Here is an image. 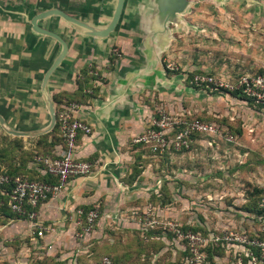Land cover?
Returning <instances> with one entry per match:
<instances>
[{
  "label": "crops",
  "instance_id": "obj_1",
  "mask_svg": "<svg viewBox=\"0 0 264 264\" xmlns=\"http://www.w3.org/2000/svg\"><path fill=\"white\" fill-rule=\"evenodd\" d=\"M186 1L192 4L196 0ZM168 5L167 0H125L119 22L107 38L92 37L59 17L39 21L40 28L59 35L68 48L43 88V79L61 46L53 38L35 33L31 19L58 9L93 30H103L112 19L116 0H0V118L4 123L0 124V137L7 141L5 147L12 143L8 159L1 160L5 162L0 161L4 164L0 166H22L20 171H27L23 176L46 179L36 161L24 163L26 152L45 150H50V158L70 154L92 165L89 175L69 179L58 197L41 204L38 214L45 229L43 238L31 237L27 220L0 213V264H94L95 256L107 253L126 262L141 235L137 216L152 208L149 200L160 195L171 179L185 181L189 159L185 156L194 148L199 150V140L188 152L164 159L142 155L132 144L157 107L175 115L197 113L189 100L185 74L166 68L170 62L165 55L174 35L169 25L176 26L164 25L160 6ZM184 16L178 15L180 24ZM90 67L98 76L89 81L88 88L81 87V72ZM70 100L79 105L75 118L92 129L90 135H79L71 150L60 134L46 136L55 129L47 132L50 106L57 116V110ZM6 130L29 135L11 136ZM44 136L45 145L53 142V147L44 149L39 144ZM183 206H178V212ZM93 207L98 208L99 219L80 242L74 237L78 212L84 214ZM177 246L183 253L181 262L186 264L185 248ZM229 256L227 253L221 263L229 264ZM177 257L169 255L165 261H179Z\"/></svg>",
  "mask_w": 264,
  "mask_h": 264
},
{
  "label": "rangeland",
  "instance_id": "obj_2",
  "mask_svg": "<svg viewBox=\"0 0 264 264\" xmlns=\"http://www.w3.org/2000/svg\"><path fill=\"white\" fill-rule=\"evenodd\" d=\"M169 27L174 35L165 58L185 74L190 102L199 117L216 123L218 134L201 138L196 144L199 150L185 156L189 157L185 181L171 179L160 195L149 200L152 208L137 216L141 235L132 249L135 257L130 251L125 262L105 254L115 264H168L169 255L180 259L170 264H183L176 244L186 245L178 233L207 237L256 228L245 207L250 195L264 189V103L247 100L244 92L239 98L212 86L194 88L186 78L210 76L233 88L244 80L264 78V0H196L187 7L182 23ZM2 138L4 160L7 141ZM27 159L29 155L24 163ZM179 205L184 209L178 212ZM101 257H92L94 264Z\"/></svg>",
  "mask_w": 264,
  "mask_h": 264
},
{
  "label": "built area",
  "instance_id": "obj_3",
  "mask_svg": "<svg viewBox=\"0 0 264 264\" xmlns=\"http://www.w3.org/2000/svg\"><path fill=\"white\" fill-rule=\"evenodd\" d=\"M114 53L117 54V50H114ZM166 68L171 71L177 70L169 63ZM191 84L196 87L212 86L213 90L228 92L242 88L248 97L264 103V78L262 76L252 79L251 82L244 80L239 88H233L229 84L217 82L212 77L204 75H195ZM78 108L79 105L75 103L64 105L57 115L60 137L69 150L73 149L79 135L92 133L88 124L75 118L74 112ZM184 118L185 115L170 114L163 107H157L145 131L134 137L132 144L146 146L152 156L161 158L165 153L189 151L196 136L208 138L217 136L216 124L200 121L187 122ZM35 161L38 165H42L44 174L56 180L55 184L32 181L25 177L10 178L0 173V187L11 186V191L4 193L8 199L7 207L18 220H27L31 226V237L39 239L43 238L45 233V229L39 224L38 209L41 204L58 197L69 179L89 175L92 165L86 161H78L70 154L59 158L36 157ZM259 206L264 209V191ZM78 213L79 219L76 222L77 228L74 237L81 242L92 233L99 219V210L97 207H93L86 215L83 212ZM260 232L264 233V226H261ZM177 235L178 239L185 242L189 253L186 264H207L205 248L209 244L218 246V243L226 244L230 249L234 247L240 251L236 258V264H242V256L248 259V264H264V238H250L246 234L230 230H224L220 235L209 238H203L201 235L191 232L178 233ZM231 252L232 250H227L228 255ZM100 264L113 263L108 257H103Z\"/></svg>",
  "mask_w": 264,
  "mask_h": 264
},
{
  "label": "trees",
  "instance_id": "obj_4",
  "mask_svg": "<svg viewBox=\"0 0 264 264\" xmlns=\"http://www.w3.org/2000/svg\"><path fill=\"white\" fill-rule=\"evenodd\" d=\"M113 61H114V58L111 59V62H113ZM195 75H200V74H192V75L188 76L186 78V80L188 81V83H190L191 87L197 88L196 86L191 84V80H192V78ZM97 76L98 75L95 74V69L90 67L88 69H85L83 72H81V75H80L78 83H79V85L81 87L83 85H86V87L88 88L89 87V81L95 80ZM225 92L227 94L233 96V97L241 98L240 95H242L243 89L241 88V89H238V90H234L232 92H228V91H225ZM246 99L247 100H251L250 97H248V98L246 97ZM72 103H77V102L74 101V100H70V101L65 102L64 105H69V104H72ZM58 112H59V110H57V115H58ZM170 114H172V113H170ZM198 115L199 114H197V113L193 114V115L187 114V115H185L184 119L187 122L200 121V122H204V123H214V124H216L215 122L209 121L208 119H203V118L199 117ZM56 133H57V135L59 134L58 124H56L54 131L52 133L46 135V136L47 137L51 136V137L54 138V135ZM46 136H44V137L39 139V144H41L44 149L45 148H51L54 145L53 142L50 143V144H46L47 146L45 145V142H46L45 141L46 140L45 137ZM201 138H208V137L196 136V137H194V142L200 140ZM60 139H61V137H60ZM9 145L12 146V143L9 144ZM8 146L4 147L2 149V150L5 151V152L4 151L3 152L6 155H8V153H7L8 149H9ZM136 147H137V149L141 150L142 155L144 153H146V154L152 156L150 150L146 146L143 147L141 145H136ZM185 152H188V151H183V152H180V153H165L160 159H164V157L172 155V154H181V153H185ZM49 154H50V150H45L44 152H41V151L26 152L24 157L26 158V156L29 155V159H27V160L35 162V158L36 157H45V156L51 157V155H49ZM2 158H3V156H0V161L3 160ZM1 162H5V161H1ZM21 168H22V166L12 167V165H11L9 167H5V169H2V167L0 166V173L1 174H5V175L9 176L10 178L25 177V176H23V173L27 172V171H23V170L20 171ZM45 177H47V178L46 179H31V178H28V177H25V178H27L29 180H32V181L45 182V183H50V184H55L56 183V180L54 178H52V177H50L48 175H45ZM10 191H11V186L10 185L0 187V203H1L0 204V213L6 214V215H8L9 218L17 220L18 218H16V216L14 214H12L10 212L9 208L7 207V200L8 199L4 195V193H9ZM263 191H264V189L259 190L258 192H256V194L254 193V194L250 195V199L247 201L248 205L245 207V212L247 213L248 217L251 218L252 221L255 222V227L256 228L255 229H251V230L243 229V230L238 231L237 233L246 234L250 238H257V239H263L264 238V233L260 232L261 226H264V209L260 208V206H259ZM88 212H89V210L85 211L84 215H86ZM23 220H25V219H23ZM0 223H1V221H0ZM259 226H260V228H257ZM220 234H221V232L211 233V235H209L207 237L203 236L202 234L201 235L204 238H209L211 236H218ZM184 248H185V253L184 254H185V257H186V260H187V258L189 257V253H188V250L186 249V247H184ZM227 250H232V252L230 253V256L228 255L230 257L229 260H228V263L229 264H236V258H237V255H238V253L240 251L238 249L234 248V247L230 249L228 245L223 244V243H218V246H214V245H210L209 244L205 248V253L207 255V258H206L207 264H222L221 263L222 258H224L226 256ZM103 257H107V256H102L100 258V261H99L98 264L101 263V260H102ZM108 258L112 261L113 264H115L114 261L112 260L111 256H109ZM38 264H47V263L38 262ZM242 264H248V259L245 258L244 256H242Z\"/></svg>",
  "mask_w": 264,
  "mask_h": 264
},
{
  "label": "water",
  "instance_id": "obj_5",
  "mask_svg": "<svg viewBox=\"0 0 264 264\" xmlns=\"http://www.w3.org/2000/svg\"><path fill=\"white\" fill-rule=\"evenodd\" d=\"M124 2L125 0H116V6H115L112 19L110 23L107 25V27L103 30H93L92 28L88 27L87 25L83 24L82 22L76 20L75 18L67 15L66 13L58 9H51V10L42 12L40 14H37L31 19L30 24H31L32 30L35 33L53 38L61 46V52H60L59 57L54 62L52 67L48 70V72L46 73L43 79V84H42L43 88L46 87L48 78L51 75V73L54 71L55 68L59 66L60 62L67 55L68 48H67V44L65 43V41L59 35L40 28L38 25V22L46 18H49V17H59L62 20H64L66 23L74 26L75 28L85 30L92 37L107 38L114 31V29L116 28L119 22V19H120L122 10H123ZM167 3L169 4L168 6H165V7L160 6L161 15L162 17H164V21H163L165 22L164 25H169L173 23L179 26L180 23H179L178 15L185 14L186 9L190 3L187 2L186 0H167ZM164 30L167 32H170L169 29L165 28ZM49 114H50V124H49V128L47 132H51L57 123V116H56V113L52 105L49 108ZM0 124L4 125L3 120L1 118H0ZM6 133L11 136H19V137H27L29 135V134L19 133V132L11 131V130H6Z\"/></svg>",
  "mask_w": 264,
  "mask_h": 264
}]
</instances>
